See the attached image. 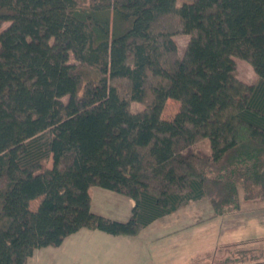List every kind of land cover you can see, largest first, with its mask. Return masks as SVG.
I'll return each instance as SVG.
<instances>
[{
    "label": "trees",
    "instance_id": "1",
    "mask_svg": "<svg viewBox=\"0 0 264 264\" xmlns=\"http://www.w3.org/2000/svg\"><path fill=\"white\" fill-rule=\"evenodd\" d=\"M177 1L0 0V264L82 229L134 237L207 197L218 216L264 205V0ZM94 187L133 200L130 218L92 212Z\"/></svg>",
    "mask_w": 264,
    "mask_h": 264
},
{
    "label": "crops",
    "instance_id": "2",
    "mask_svg": "<svg viewBox=\"0 0 264 264\" xmlns=\"http://www.w3.org/2000/svg\"><path fill=\"white\" fill-rule=\"evenodd\" d=\"M91 198L92 212L102 215L93 210L92 195ZM128 203L130 210L126 214L116 210L124 216L117 220L130 218L134 201L128 199ZM213 213L212 206L202 199L154 221L134 237L82 229L67 237L59 247L36 250L28 264H213L221 248L248 246L251 241L264 239V235L254 237L225 231L227 217L215 218ZM230 259H220L217 264H233Z\"/></svg>",
    "mask_w": 264,
    "mask_h": 264
},
{
    "label": "rangeland",
    "instance_id": "3",
    "mask_svg": "<svg viewBox=\"0 0 264 264\" xmlns=\"http://www.w3.org/2000/svg\"><path fill=\"white\" fill-rule=\"evenodd\" d=\"M180 3H182V0L177 1V5H180ZM7 25L8 24H5L3 26V29ZM174 39L179 46L180 53H182L189 42V36L180 34L175 36ZM235 62H236V76L239 80L248 84L256 82L257 75L254 69L252 68V66L248 62L241 59H235ZM143 107L144 106L141 103H133L132 111L139 112L143 109ZM180 107L181 105L179 102L169 99L165 104L162 113V118L166 120H172L178 114ZM196 148L198 150H202L205 153H209L210 151L209 143L207 141L200 142L199 144L196 145ZM91 195L93 197V210L99 211L100 213H102V216L104 217L116 221H121L117 219H124L123 218L124 216L122 214H117L116 210H120L121 212L124 211L125 214L130 210L128 198L119 195L117 193H113L107 190H103L101 188L94 187ZM204 200L205 202H208L212 206L211 201L208 197L204 198ZM39 201L40 200H36L29 203L27 209L34 212L37 209ZM213 214L215 218L219 217L218 215H216L215 211ZM221 216L227 217L226 221L224 222L225 231H229V230H231L232 232L237 231V233L246 234L247 236L254 235V237L264 235V205L260 207L259 206L251 207V206L242 205V209L240 211L227 212L226 214ZM121 222H125V220ZM238 225H240L238 227L239 231L234 230L237 229L236 227ZM250 243H251L250 245L241 248L240 247L235 248L234 246L233 247L231 246L232 248L229 249L221 248L218 251L219 254H215L214 256L215 260L213 261V264L219 263L220 259L231 257V255L234 254L235 252H239V251L245 252V250L246 252L251 250L250 253L254 255L253 264H264V239L254 240L251 241ZM241 259L242 258L239 259V264H243L240 263ZM245 263L251 264L250 259L246 260Z\"/></svg>",
    "mask_w": 264,
    "mask_h": 264
}]
</instances>
